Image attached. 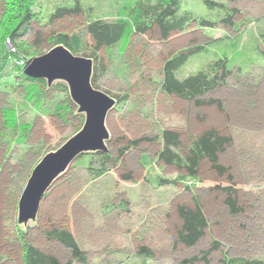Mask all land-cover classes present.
I'll use <instances>...</instances> for the list:
<instances>
[{"label": "rangeland", "instance_id": "obj_1", "mask_svg": "<svg viewBox=\"0 0 264 264\" xmlns=\"http://www.w3.org/2000/svg\"><path fill=\"white\" fill-rule=\"evenodd\" d=\"M126 1L33 0L32 8L42 20L29 22L21 40L34 53L24 56L43 55L64 45L61 37L69 35L79 49L74 54L94 61L95 42L85 30L87 20L113 18ZM215 1L236 11L231 22H216L214 27L194 22L184 32L172 31L166 38L153 26L144 35L134 34L126 46L97 52L98 76L92 84L117 101L106 119L108 171L94 177L85 165L93 159L98 167V155L90 152L78 157L47 190L37 218L28 224L18 222V203L32 170L46 153L77 133L86 116L78 111L66 81L49 85L46 79L22 75L19 70L20 66L24 69L25 57L8 59L13 44L0 36V127L3 109L10 106L18 108L22 123L32 124L23 142L17 134H12L11 141L0 140V264H24L18 229L47 258L52 256L60 264H143L144 259L146 264H185L194 255L201 257L195 264H225V252L264 257V0ZM74 5L77 8L69 13L63 10L50 18L58 7ZM183 5L207 14L204 0H183ZM1 10L2 0L0 24ZM196 43H207V47L190 55L179 70L180 77L197 71L209 59L224 56L234 67L205 96L216 100L212 105H198L161 88L163 60ZM211 127L230 141L219 154L227 172L204 161L201 179L181 182L178 175L190 171L161 157L165 136L176 133L187 158L192 153V137ZM121 147L125 154L117 162ZM225 188H231L230 197ZM194 195L209 223L199 241L188 246L177 241L183 226L180 209L193 207ZM62 225L73 232L84 261L46 236L47 229ZM215 241L219 247L203 257ZM142 246L150 248L153 256L145 258L139 252Z\"/></svg>", "mask_w": 264, "mask_h": 264}, {"label": "trees", "instance_id": "obj_2", "mask_svg": "<svg viewBox=\"0 0 264 264\" xmlns=\"http://www.w3.org/2000/svg\"><path fill=\"white\" fill-rule=\"evenodd\" d=\"M79 0H77L78 2ZM207 14H199L196 10L185 7L183 0H128L121 7L120 11L114 14L113 18H106L98 16L89 18L85 24V30L94 40L93 51L95 54L91 55L94 58V74L92 77L93 83L98 76V60L97 52L104 48L109 51L118 44L126 46L134 34L144 35L153 26H158L166 38L172 31L187 30L192 23L197 26H216V22L224 21L231 22L235 16L236 11L226 5L224 2L215 0H204ZM33 0H2L1 10V31L0 36H4L10 43L13 44L14 50H9L8 59L22 60L21 56L33 54L30 52L32 46L27 41L21 40L26 33L30 21L35 20L40 23L42 16L33 10ZM73 7H58L53 14H59L63 10L69 13ZM77 8V7H76ZM85 8V7H84ZM83 8V9H84ZM82 9V10H83ZM61 42L66 45L73 53H78L79 49L74 46L69 35L61 37ZM207 43H196L190 47L181 48L178 51L167 56L161 67V88L167 93L176 94L183 100L195 102L198 105H212L215 104L214 99L208 101L205 97L208 93L214 91L219 85L223 83V78H228L233 73V66H231V59L227 56L209 59L200 69L191 72L190 74L180 77L179 70L187 62L193 52H202L206 49ZM263 52V51H262ZM264 54V52H263ZM21 55V56H20ZM25 57V56H24ZM31 58V57H30ZM26 61L29 57H25ZM238 71H243L241 66L237 67ZM19 72L24 75L22 66ZM25 76V75H24ZM27 78L31 80V77ZM42 80V79H41ZM126 97H124L125 99ZM122 102V98L119 99ZM222 107L221 103H219ZM218 105V106H219ZM222 110V108H221ZM3 123L0 127V140L4 142L12 139V134H17L20 142L27 138L31 132L30 123H22L18 114V108L10 106L3 109ZM3 128V129H2ZM176 133L170 131L165 136L166 145L161 151V157L170 164L179 169L188 170L190 172L181 173L178 179L185 182L187 179H201L199 171L200 165L204 161L212 162V167L221 172H227V169L219 163V154L227 147L230 142L225 136L215 128H206L200 135H195L189 144V149L192 151L191 155L186 158L180 150V141L177 139ZM7 140H6V139ZM6 140V141H5ZM98 155L100 165L95 167L93 159H91L86 168L93 173L94 177H100L105 174L109 155L104 152L95 153ZM125 154V148L118 149L117 162H120ZM95 155V156H96ZM92 158V156H91ZM116 162V165H117ZM202 163V164H201ZM223 174V173H222ZM172 184L177 183V179H168ZM188 185V184H187ZM228 192V197L231 196V188H225ZM229 204L232 203L231 198L228 199ZM193 207H182L180 209V217L183 220L182 229L178 232L177 241H180L188 246L195 245L203 234L208 220L205 217L203 205L197 195L193 196ZM235 205V200H233ZM18 238L22 242L23 248V263L24 264H60V262L53 258H47L41 250L24 238L25 231L18 229ZM48 238H53L59 241L62 245L69 247L74 251L76 259L85 260L79 252V245L73 232L65 226H53L45 231ZM219 247L217 241L212 243L209 250L203 251V257L207 256L212 249ZM145 258L153 256V252L147 246H142L139 251ZM201 257L194 255L184 260L185 264H195ZM144 259L143 264H146ZM225 264H264V257H245V256H231L225 252ZM66 264H72L68 261Z\"/></svg>", "mask_w": 264, "mask_h": 264}, {"label": "water", "instance_id": "obj_3", "mask_svg": "<svg viewBox=\"0 0 264 264\" xmlns=\"http://www.w3.org/2000/svg\"><path fill=\"white\" fill-rule=\"evenodd\" d=\"M23 72L34 79H46L49 85L55 80L66 81L78 111L86 116L83 127L59 148L46 153L32 170L18 203V222L28 224L37 218L47 190L73 161L86 153L106 152L105 141L110 139L106 119L117 101L93 86V59L75 55L66 45L29 58Z\"/></svg>", "mask_w": 264, "mask_h": 264}]
</instances>
